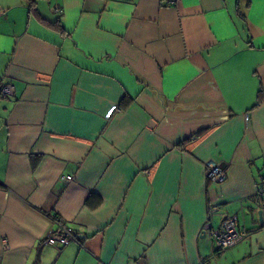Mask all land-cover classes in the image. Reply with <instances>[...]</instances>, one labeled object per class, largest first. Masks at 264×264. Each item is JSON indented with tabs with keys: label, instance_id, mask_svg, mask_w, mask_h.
<instances>
[{
	"label": "crops",
	"instance_id": "crops-1",
	"mask_svg": "<svg viewBox=\"0 0 264 264\" xmlns=\"http://www.w3.org/2000/svg\"><path fill=\"white\" fill-rule=\"evenodd\" d=\"M46 1L0 0V264H264V0Z\"/></svg>",
	"mask_w": 264,
	"mask_h": 264
},
{
	"label": "built area",
	"instance_id": "built-area-1",
	"mask_svg": "<svg viewBox=\"0 0 264 264\" xmlns=\"http://www.w3.org/2000/svg\"><path fill=\"white\" fill-rule=\"evenodd\" d=\"M176 0H169V3L173 4ZM53 11L61 12V7L54 5ZM14 94V87L12 84L0 85V95L7 97ZM114 107H111L106 116H109ZM207 177L213 182H220L225 179V170L216 163H209L206 169ZM64 178L71 179V175H66ZM258 194L264 198V185H261L257 189ZM210 234L214 237L218 250L225 249L239 243L246 235L245 230L240 227L237 218L235 216L225 217L219 227L210 231ZM77 242V236L65 225L58 224L57 229H50L46 237L42 240V244H61L66 245L70 242ZM5 244V241H3ZM6 246V245H5Z\"/></svg>",
	"mask_w": 264,
	"mask_h": 264
},
{
	"label": "trees",
	"instance_id": "trees-1",
	"mask_svg": "<svg viewBox=\"0 0 264 264\" xmlns=\"http://www.w3.org/2000/svg\"><path fill=\"white\" fill-rule=\"evenodd\" d=\"M38 0H25L28 11L41 23L47 24L49 26H53L58 31L63 32V29L60 25V22L58 19L54 20L53 22H50L48 19L44 18L37 10L36 4ZM1 96V95H0ZM262 97V90L258 91L257 98Z\"/></svg>",
	"mask_w": 264,
	"mask_h": 264
},
{
	"label": "rangeland",
	"instance_id": "rangeland-1",
	"mask_svg": "<svg viewBox=\"0 0 264 264\" xmlns=\"http://www.w3.org/2000/svg\"><path fill=\"white\" fill-rule=\"evenodd\" d=\"M41 1H43L44 3H47V1H46V0H41Z\"/></svg>",
	"mask_w": 264,
	"mask_h": 264
}]
</instances>
